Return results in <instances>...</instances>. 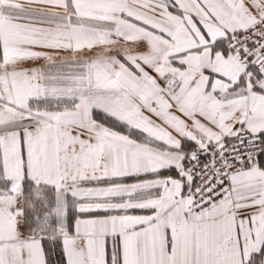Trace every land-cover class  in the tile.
Instances as JSON below:
<instances>
[{"label":"snow or ice","instance_id":"1","mask_svg":"<svg viewBox=\"0 0 264 264\" xmlns=\"http://www.w3.org/2000/svg\"><path fill=\"white\" fill-rule=\"evenodd\" d=\"M0 264H264V0H0Z\"/></svg>","mask_w":264,"mask_h":264}]
</instances>
